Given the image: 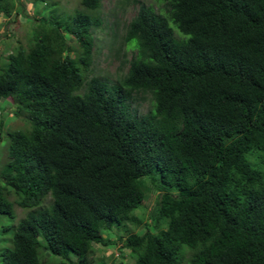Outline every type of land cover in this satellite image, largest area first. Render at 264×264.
I'll return each mask as SVG.
<instances>
[{
  "label": "trees",
  "instance_id": "1",
  "mask_svg": "<svg viewBox=\"0 0 264 264\" xmlns=\"http://www.w3.org/2000/svg\"><path fill=\"white\" fill-rule=\"evenodd\" d=\"M133 1L115 80L89 75L101 0H39L49 15L6 54L3 111L27 126L0 118V264H93L99 248L112 264H264V0Z\"/></svg>",
  "mask_w": 264,
  "mask_h": 264
},
{
  "label": "rangeland",
  "instance_id": "2",
  "mask_svg": "<svg viewBox=\"0 0 264 264\" xmlns=\"http://www.w3.org/2000/svg\"><path fill=\"white\" fill-rule=\"evenodd\" d=\"M57 2L61 11L66 13H73L76 9L81 6L79 0H53ZM101 7L98 11H94L95 14L99 15L102 19V23L99 27L94 29V36L96 38L97 47H94L93 60L89 66V75L96 74L99 76L107 77L111 80H115L120 73L126 71V66H120V62L124 57L130 59V57L136 53V47L134 44L122 43V36L127 22L135 14L138 3L133 0H128L124 3V0H101ZM144 2L146 5L151 6L155 11L165 15L164 4L156 0H138ZM17 2V1H16ZM17 5L20 6L21 11L17 14L13 13L10 18L0 16V73L6 68L8 58L6 56L16 45V41L20 42L23 46L27 45V36L29 30L33 26L32 23H36V19L40 16L49 15V9H45L44 5L39 0H18ZM37 7L41 8L40 12L37 11ZM58 9V10H59ZM44 11H47L46 13ZM93 13V12H92ZM16 18L17 21L14 19ZM33 28V27H32ZM175 31L179 32L176 28ZM177 37H181L180 34H175ZM69 42L73 41V38L68 39ZM136 104V103H135ZM9 106V102L0 99V118L4 119L5 128L15 129L24 128L26 123L23 115L16 116L14 111L8 109L3 111V108ZM150 108V96L146 95L145 99H139L137 102V113H146ZM6 140H2L0 144V168L6 161ZM161 189H153L148 193L147 200L140 206L136 213L141 218L142 224L152 223L151 217L149 216L150 204L154 198L159 195ZM15 218L12 220L15 223L18 219L23 217L27 210L15 206ZM6 222V218L3 220ZM142 225V226H143ZM8 232L2 234L0 231V238L7 237ZM1 241V240H0ZM3 244V243H2ZM8 244V242H6ZM1 245V244H0ZM44 260L52 263L54 260L47 251L42 252ZM117 256V257H115ZM118 251L111 250V248H99L97 249L93 264H112L113 261H117ZM132 261V260H131Z\"/></svg>",
  "mask_w": 264,
  "mask_h": 264
}]
</instances>
